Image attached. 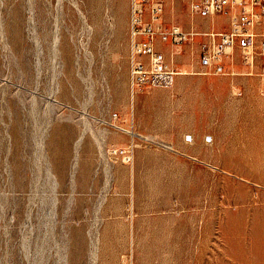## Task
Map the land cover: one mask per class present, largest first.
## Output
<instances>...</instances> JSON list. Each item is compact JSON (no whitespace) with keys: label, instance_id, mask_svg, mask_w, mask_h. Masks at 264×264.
<instances>
[{"label":"rangeland","instance_id":"rangeland-1","mask_svg":"<svg viewBox=\"0 0 264 264\" xmlns=\"http://www.w3.org/2000/svg\"><path fill=\"white\" fill-rule=\"evenodd\" d=\"M158 1L169 83L131 0H0V264H264V12Z\"/></svg>","mask_w":264,"mask_h":264},{"label":"built area","instance_id":"built-area-1","mask_svg":"<svg viewBox=\"0 0 264 264\" xmlns=\"http://www.w3.org/2000/svg\"><path fill=\"white\" fill-rule=\"evenodd\" d=\"M261 6L264 12V0H189V9L193 15L212 16L217 14L231 17L232 29L230 32L221 34L219 41L214 43L217 50L218 61L222 55L235 45L237 37L242 34L244 28L254 25L257 14L256 7ZM132 9V55L148 54L152 58L153 69L156 70L157 80L167 83L173 79L170 74L163 72V56L158 53L154 47V38L161 36L163 40L174 38L182 41L189 36L193 39L195 33H183L179 27L173 26L170 31L161 30V11L162 4L158 0H131ZM149 17L146 21V17ZM137 35H146L149 38L147 43H141L135 39ZM216 42V41H214ZM209 49L206 44L203 45V60L205 63L210 61ZM140 65L134 67V74L140 72Z\"/></svg>","mask_w":264,"mask_h":264},{"label":"bare ground","instance_id":"bare-ground-1","mask_svg":"<svg viewBox=\"0 0 264 264\" xmlns=\"http://www.w3.org/2000/svg\"><path fill=\"white\" fill-rule=\"evenodd\" d=\"M125 131V130H124ZM130 133V132H129ZM138 135V134H137ZM79 142V141H78ZM78 145V144H77Z\"/></svg>","mask_w":264,"mask_h":264},{"label":"crops","instance_id":"crops-1","mask_svg":"<svg viewBox=\"0 0 264 264\" xmlns=\"http://www.w3.org/2000/svg\"><path fill=\"white\" fill-rule=\"evenodd\" d=\"M129 52H130V48H129Z\"/></svg>","mask_w":264,"mask_h":264}]
</instances>
